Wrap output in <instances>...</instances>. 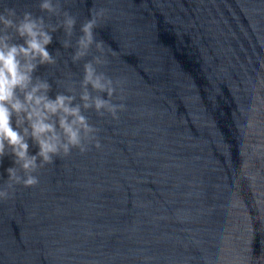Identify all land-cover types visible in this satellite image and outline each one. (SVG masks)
Returning <instances> with one entry per match:
<instances>
[{
    "label": "water",
    "instance_id": "1",
    "mask_svg": "<svg viewBox=\"0 0 264 264\" xmlns=\"http://www.w3.org/2000/svg\"><path fill=\"white\" fill-rule=\"evenodd\" d=\"M39 3L0 11L76 18L70 37L51 33L56 63L33 73L49 98L81 103L83 65L101 57L123 108L82 109L97 129L88 150L0 199V264H264V0H53L58 16ZM89 18L94 43L73 63ZM12 166L0 159V188Z\"/></svg>",
    "mask_w": 264,
    "mask_h": 264
},
{
    "label": "clouds",
    "instance_id": "2",
    "mask_svg": "<svg viewBox=\"0 0 264 264\" xmlns=\"http://www.w3.org/2000/svg\"><path fill=\"white\" fill-rule=\"evenodd\" d=\"M38 7L51 16L60 15L53 0H40ZM75 24L76 18L67 12L58 24L51 25L31 12L18 16L15 8L7 6L0 11V159L10 155L14 165L5 170L7 179L0 188V199L9 198V190L14 192L15 185H36L39 181L33 173L52 163L53 157L67 155L73 148L82 153L88 150L97 129L82 115V109L92 108L101 116L106 111L116 118L117 110L123 108L122 104L111 103L115 91L113 81L103 72H97L94 66L104 62L101 57H94L83 65L79 104L73 105L74 95L58 93L55 99H50L48 81L33 77L38 66L56 63V57L46 48L52 42L51 33L62 28L65 36L70 37ZM94 28L96 22L91 18L81 25L82 35L71 57L73 63L87 55L94 43ZM12 33L23 39V44L11 42ZM102 44V41L95 42L97 50L102 51ZM62 46L69 48V41L65 39ZM89 86L94 91L107 93L108 98L90 95ZM29 139L38 148L35 155L29 153ZM96 146L99 147L98 142Z\"/></svg>",
    "mask_w": 264,
    "mask_h": 264
}]
</instances>
